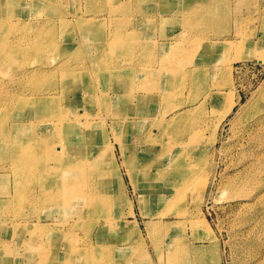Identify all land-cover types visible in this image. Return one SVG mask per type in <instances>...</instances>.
Masks as SVG:
<instances>
[{"label":"rangeland","instance_id":"374dc122","mask_svg":"<svg viewBox=\"0 0 264 264\" xmlns=\"http://www.w3.org/2000/svg\"><path fill=\"white\" fill-rule=\"evenodd\" d=\"M145 21L150 32L136 34L131 51V37L114 31H139ZM141 37L146 41L136 46ZM158 42L167 48L157 49L156 61L150 57L158 68L146 71L173 69L167 103L198 102L148 139L165 145L177 139L192 151L194 170H186L195 179L186 178L180 198L164 179L159 186L139 178L140 167L162 174L146 166L148 159L138 162L112 121L122 117L116 112L154 108L147 95L130 96L116 68L130 56L144 58ZM205 48L218 55L214 69L193 66ZM185 69L196 72L187 82ZM69 79L67 101L61 92ZM165 82L156 76L147 84ZM84 86L88 92L78 90ZM230 97L239 102L223 117ZM40 98L47 105L39 111ZM90 107L100 122L85 129L97 121L81 115ZM68 108L70 117L83 116L75 121L82 132L103 139L100 125L110 127L114 153L105 168L113 179L104 181L113 186L110 198L93 191L104 182L93 184L90 153H79L83 162L65 156L62 146L70 155L73 139L62 131L71 120L60 124L56 112ZM33 163L49 172L29 174ZM77 179L80 187L68 192L65 183ZM140 204L149 205V219ZM179 263L264 264V0H0V264Z\"/></svg>","mask_w":264,"mask_h":264},{"label":"bare ground","instance_id":"6f19581e","mask_svg":"<svg viewBox=\"0 0 264 264\" xmlns=\"http://www.w3.org/2000/svg\"><path fill=\"white\" fill-rule=\"evenodd\" d=\"M195 17H198V15H195ZM164 22H166V20H164ZM148 27L149 25L145 21L139 25V31H135L134 29L129 28V29H119L118 31H114V32L115 33L118 32L117 35L120 36L119 39H121L122 37H125L126 35L131 37L130 45H131V51H132V46L134 47V37H136L137 39L136 34H138L139 32L141 33L150 32ZM182 32H184V30ZM88 34H90V32H88ZM109 34L110 33H106V31L104 32L105 36ZM186 38L189 39V36L188 37L186 36ZM118 41L119 40L117 39L115 42H118ZM145 41H146V38L141 37V39L136 43V46ZM190 42L192 41L190 40ZM227 44L228 46L233 45L231 41H227ZM98 46L100 47L102 46V41H99ZM159 47H161L162 50H164L167 48V44L165 42H158L157 48L154 49L152 52L151 50L146 51L144 58L142 59L138 57L136 58V55L130 56V59H124V62L121 60L120 68L115 67L116 69L121 70V72L119 73V76L123 79L121 82L125 86H127V82L129 81V84L132 90L130 96H132V94L135 95L136 98L134 100L136 101V100H139V97L141 96L145 97L147 95L146 101L150 102L151 103L150 105H153L154 108L150 109L146 105V107L138 106V110H135V111L130 110V111L116 112V114H119L122 117L118 119H114L112 121H114L116 125L119 126L120 133H122V135L127 141V148L129 150L134 149L136 151L138 162L141 163V162H144L142 159H148L146 166L153 165L155 166V171L158 174H162V175H155L154 173H151L149 169L146 170L145 168L142 169L140 167V169L137 168L141 173L139 175V178L142 180L150 181V182L152 181L155 184L157 181L159 186L162 182L161 179H164L166 181V185L164 187L166 188L174 187L173 191L177 192L178 197L180 198L182 195L180 194L179 189L186 182H188L186 178L193 175L191 178L192 180L195 179L194 171H192V175H190L191 172H187L186 170V168L188 167L190 169L193 168L194 170L193 164L195 163V160L193 163L191 162V152L192 151H190L189 149L187 150L186 148L187 146L183 145L182 142H179L177 139L171 140L170 138H168L167 145L159 144V143H156L155 141L152 143H149L148 139L155 138V135L157 134L159 129L168 130L170 126L173 124V122L171 123L169 127H166V128L163 127L165 123L173 119H177L180 115H184V112L189 109H192V110L195 109L198 105V102H188V103L180 104V106L167 103V101L171 99V93H172V88L170 84L175 82V79L173 76V69L167 65L164 70H158L154 72V74H151L149 73V71H146L147 70L146 68H149V67L151 68V66L154 67L155 69L158 68L159 65L156 66L153 63H151L152 62L151 59H153V61L157 60V59H154V56ZM172 50L173 48L171 47L170 52H172ZM100 57H104V55L103 56L101 55ZM110 71H113V70H108L106 73L108 72L110 73ZM114 71L116 72L117 70H114ZM191 72L192 71L189 70V71H186L185 73L187 75H190ZM195 73L196 72L194 69V72L191 74V76L186 77L187 78L186 82L188 81L189 78L193 77ZM156 76L164 77L166 79L165 84L162 86H153V87L149 86L147 84L148 81L151 79V77H156ZM71 81L73 80L69 79L65 83V89L63 90V92H61L65 96L67 101L69 99L68 97H69V91H70L69 88L71 86ZM121 82H120L121 86L117 88V91L121 94V95H117V98L120 100H122V90L125 89V87H122L123 85L121 84ZM140 85H142L141 90L139 89ZM78 90H85V92L86 91L88 92L89 88L88 86H84L82 89H78ZM157 91L161 93H158V95L152 94V98H150V94L157 92ZM55 96H56V93H55ZM48 100H52V99L49 98ZM77 100L78 98L74 99L73 101H77ZM84 100L89 101V104L94 103L93 98L90 96H87ZM238 102H239L238 99L236 98L233 99L230 97L229 102H228V108L226 107L223 117H225L226 114H229L233 110L234 106L237 105ZM35 104L37 105V107L35 106L37 110L39 111L43 110L45 109L47 105V98L36 99ZM93 109H91L90 107L88 110L84 111L81 114V115L88 114L92 116H97V121L94 120L93 122H87L85 124H82L85 129H90L93 125L100 122L98 119L97 112L94 111ZM70 112H71V108L70 109L68 108L67 110L65 109L64 111L56 112V116L58 117V122L60 124L66 125L68 123V120L69 119L71 120L69 125L66 126L68 130H65V133H64V130L62 131V134H64L65 138L69 136L71 139H73L71 142L72 146L70 147V155L67 153L68 147L62 146L65 156L69 157L71 162L72 161L83 162L86 160V156L84 155L79 156V153L80 152L90 153L87 159L91 161H87V163L89 164V170H90L89 173L91 175H95L93 176L94 178L93 184H100L104 182L105 179H107V176L113 179L111 175H107V169L105 168L106 155L109 154L113 161V153H114L113 143L112 142L110 143L108 139V137H110L108 135L109 129H110L108 123L104 125H100V128L104 130V135H103L104 138L99 139V135L96 133H93V132L85 133V132L80 131L78 129L79 125H77L75 121L79 122L81 117L83 116L80 115V116H76L75 118H73L69 116ZM159 115H161V118H159ZM152 124H159V125L154 126ZM161 124L162 126H160ZM118 126L112 125L113 130L116 131ZM110 134H111V131H110ZM83 135H87V138L83 137ZM113 137L116 141L120 143L121 153L123 155L125 153V149L122 146L120 138L116 134H113ZM136 141L138 142L140 149H137L135 147ZM81 142H84L89 147V149L79 144ZM141 149L143 151L145 149L144 156H142L143 151L141 152ZM16 152L17 154L22 153L20 147L18 151ZM165 154H166V158H165ZM194 156L195 154L193 153V157ZM97 157H99L100 159ZM134 161H133V164H134ZM138 162L136 161L135 165H137ZM22 164L23 165L27 164V161H25L24 163V161L22 160ZM28 172L29 174L36 175L39 173H48L49 169L40 163H33L31 166L28 167ZM112 173L116 176L118 175V172L115 174V169H113ZM118 177H120V184H123L121 175H119ZM104 184L105 182L103 183L101 187L102 189H105L104 191L102 189L99 190L96 187L93 188V191L101 192V193L104 192V196L107 198H110L114 191L113 186L107 183L105 187ZM65 185H66V189L68 190V192L72 193L80 187L81 185L80 179H77V181L74 184L68 185L65 183ZM83 195H86V194L84 193ZM86 198L87 197L85 196L83 200H86ZM160 200H165V197L160 198ZM104 206H108L107 203H105ZM157 214L162 215L160 213H157ZM36 246H37V242H36Z\"/></svg>","mask_w":264,"mask_h":264},{"label":"crops","instance_id":"0c3cea01","mask_svg":"<svg viewBox=\"0 0 264 264\" xmlns=\"http://www.w3.org/2000/svg\"><path fill=\"white\" fill-rule=\"evenodd\" d=\"M164 17V16H163ZM165 19L167 20H171L172 18L169 17H165ZM215 50L211 49V48H205L203 53H201L199 56H197V58L195 59L194 63L195 65L193 66H199V67H206L209 69H214L216 67V60L218 59V55L216 52H213ZM138 197L141 195L140 192L138 193ZM137 202L139 203V198L137 199ZM140 208L143 211V215L144 217L149 219V205H146L145 207H142L140 204ZM125 212L128 211V207L126 206ZM128 213H130V211H128ZM132 213H134V210L132 211ZM145 213V214H144ZM197 250V249H196ZM181 264V263H179Z\"/></svg>","mask_w":264,"mask_h":264}]
</instances>
